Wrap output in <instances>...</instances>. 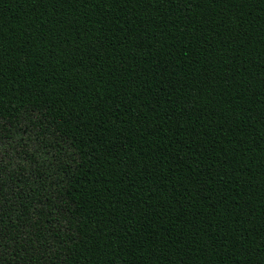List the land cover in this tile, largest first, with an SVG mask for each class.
I'll list each match as a JSON object with an SVG mask.
<instances>
[{"label": "trees", "instance_id": "obj_1", "mask_svg": "<svg viewBox=\"0 0 264 264\" xmlns=\"http://www.w3.org/2000/svg\"><path fill=\"white\" fill-rule=\"evenodd\" d=\"M0 264H264V0H0Z\"/></svg>", "mask_w": 264, "mask_h": 264}]
</instances>
